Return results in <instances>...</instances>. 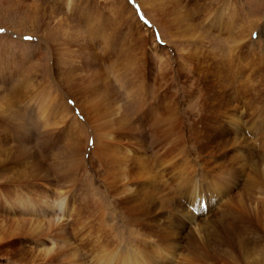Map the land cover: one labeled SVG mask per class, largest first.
Returning <instances> with one entry per match:
<instances>
[{"label": "rangeland", "instance_id": "1", "mask_svg": "<svg viewBox=\"0 0 264 264\" xmlns=\"http://www.w3.org/2000/svg\"><path fill=\"white\" fill-rule=\"evenodd\" d=\"M174 1L164 11L184 18L187 36L154 25L145 0H0V264H264V0ZM143 28L145 55L131 37ZM193 45L201 56L191 61ZM215 58L233 73H206L197 87L192 63ZM213 84L235 97L221 118L199 111V89ZM165 95L176 109L170 128L151 115L162 116ZM90 97L102 104L95 116ZM107 131L130 157L127 179L156 180L173 201L190 196L183 213L180 202L171 206L176 221L158 209L132 216L118 204L122 184L104 179L125 165L94 154ZM253 168L261 181L247 186ZM228 198L240 213L214 217L215 231L206 219ZM235 229L242 233L233 239Z\"/></svg>", "mask_w": 264, "mask_h": 264}, {"label": "bare ground", "instance_id": "2", "mask_svg": "<svg viewBox=\"0 0 264 264\" xmlns=\"http://www.w3.org/2000/svg\"><path fill=\"white\" fill-rule=\"evenodd\" d=\"M217 1H219V0H209V4H214V3H216ZM124 2H125V0H124ZM127 2V1H126ZM145 2L148 4L147 6H148V8L146 9V10H144V11H150L151 12V14H152V16H153V18H155V21H156V23H154V25L156 24V26H159V27H161L162 29H164L165 28V24L166 25H168V26H170L171 28H174L175 29V31H179V33L178 32H176V33H173L174 34V36H176V35H179V34H182V35H184V36H187V32L189 31V30H180L181 28L179 27V25H181V23L183 22V17H180V16H178V17H174V13H176V12H170L171 13V16H173L175 19L174 20H170V21H167V19L168 18H171V16L166 12V11H164V7L165 6H170V5H172V7L171 8H173L174 7V3H176V1H174V0H145ZM117 3V2H116ZM122 5V4H121ZM124 6V5H123ZM130 6V5H129ZM175 8V7H174ZM176 9V8H175ZM120 11H121V13H122V15H123V13H127L128 15H130V12H132V14L134 13V11H133V9L132 8H130V12L127 10V9H125V8H121L120 9ZM146 14H148V13H146ZM178 14V13H177ZM149 15V14H148ZM124 16V15H123ZM176 16V15H175ZM172 17V18H173ZM121 18V17H120ZM221 18H224V19H226V17L224 16V14H223V16L221 17ZM216 19V18H215ZM121 21L123 22L124 21V18H122L121 19ZM126 22V21H125ZM214 20H212V21H210V25H214ZM220 23H222V22H220ZM129 24V23H128ZM134 24H138L135 20H134ZM217 24V23H216ZM126 25H127V23H126ZM139 25V24H138ZM209 25V26H210ZM212 25V26H213ZM129 26H132V24L130 23L129 24ZM183 25H181V27H182ZM223 27L224 26H226L225 24L224 25H222ZM133 31V30H132ZM143 35H141V36H139L138 38H137V36H135V35H131V37H133L135 40H138L139 41V45H140V47H139V45H137V47L139 48V49H142V52H143V55H145L144 54V51H145V45H147L146 44V37H148V35H149V32H147L148 30L146 29V28H143ZM163 31V33H164V31L165 30H162ZM224 31V30H223ZM113 32V31H112ZM170 33V32H169ZM176 34V35H175ZM113 37V36H112ZM130 37V38H131ZM242 37V36H241ZM240 37V38H241ZM137 38V39H136ZM187 38V37H186ZM229 38V37H228ZM232 38V40L234 41V46H235V43L236 44H238L236 41H237V39H236V37L234 36V37H231ZM244 38H247V36H245ZM112 39V38H111ZM132 39V38H131ZM134 40V41H135ZM240 40V39H239ZM127 41V40H126ZM129 41V40H128ZM132 41V40H131ZM246 42L248 43V41H245V49L247 50V45H246ZM127 44V43H126ZM143 47V48H142ZM238 46H235V48L232 50V53H234L235 54V50H236V48H237ZM250 47V46H249ZM199 48H201V47H199ZM241 48V47H240ZM180 50H182L183 51V49L181 48ZM242 50V49H241ZM135 51V50H134ZM186 54H185V57H187V59L189 60V59H191L192 58V56L195 58H200V56L201 55H199V54H201V52L199 51V49L197 50V46H195V45H193V46H190V48L188 47V48H186ZM140 52V51H139ZM184 52V51H183ZM242 52V51H241ZM133 53V52H132ZM122 55H123V53H121ZM138 54V53H137ZM184 54V53H183ZM233 55V54H232ZM203 56V55H202ZM234 56V55H233ZM232 56V57H233ZM135 57H137L136 56V54H135ZM236 57V56H235ZM138 58V57H137ZM141 58H143V57H141ZM195 58V59H196ZM202 58V57H201ZM204 58V57H203ZM124 59H126V58H124ZM139 59H140V57H139ZM146 59V58H145ZM136 60V59H135ZM215 60H216V58H215ZM210 60L208 63H204V62H198V60H196V62H193L192 63V70L194 71V72H196V75L198 76V77H200V78H197V79H194V82L196 83V86L197 87H205L206 86V84H202V83H200V80L202 79V78H206V73L208 74V75H211V76H214L213 78H215V79H217L219 76H218V71L219 70H224V72L225 71H233V69H232V65L231 64H224L223 62H224V60L223 59H221L220 58V60L218 59V60ZM138 61V60H137ZM140 61H143L142 59L140 60ZM191 61H193L192 59H191ZM223 61V62H222ZM144 62V61H143ZM222 62V63H221ZM163 64V63H162ZM141 65V64H140ZM139 67V66H138ZM137 66H136V68H138ZM210 67H213L214 69H216V71H214V72H210L209 71V68ZM235 67V66H234ZM143 68H142V65H141V67L139 68V73H135L136 75H135V77H139L141 74H142V70ZM171 70V69H170ZM137 71V70H136ZM165 71V70H164ZM236 71V70H235ZM161 72V71H160ZM171 72V71H170ZM167 73V72H166ZM169 73V72H168ZM210 73H212V74H210ZM233 73V72H232ZM228 75H229V73H228ZM227 75V77L225 76V83L228 81V79L227 78H230V76H228ZM232 76V75H231ZM186 77V76H185ZM222 77V76H221ZM234 77V76H233ZM235 78V77H234ZM233 78V79H234ZM135 79V78H134ZM138 79V78H137ZM139 79H142V77H140ZM159 79V78H158ZM167 79V78H166ZM230 79H232V77L230 78ZM168 80V79H167ZM205 80V79H204ZM219 80V79H218ZM217 80V81H218ZM235 80V79H234ZM166 81V80H165ZM202 81V80H201ZM213 81V80H212ZM233 81V80H232ZM232 81H230V82H232ZM214 82V81H213ZM216 82V81H215ZM223 82H224V80H223ZM156 83V82H155ZM169 83V82H168ZM217 83V82H216ZM141 84V83H140ZM153 85H155L154 83H153ZM210 85V84H209ZM217 85V84H216ZM215 84H213L211 87H207V90H204L203 88H201V89H199V101H200V113L202 114L204 111H205V113L206 114H209V115H214V116H216V115H219L220 116V118H221V108H222V106L223 105H227V106H229V107H231L232 106V104H233V102H232V100L231 99H234L235 97L234 96H231V95H229V96H223L222 94H221V91H220V85L218 84V86H216ZM227 86V85H226ZM165 87V86H164ZM172 87V86H171ZM224 87V86H223ZM158 88V87H157ZM229 88V87H228ZM163 89V88H162ZM161 89V90H162ZM221 89H223V88H221ZM233 89V88H232ZM198 90V89H197ZM193 91H194V89H193ZM154 93V92H153ZM155 93H156V91H155ZM189 94H190V92H188ZM186 94V93H185ZM91 95V94H90ZM157 95V94H156ZM187 95V94H186ZM88 96V95H87ZM195 96V95H194ZM89 97V96H88ZM94 97V96H93ZM91 98L90 100H87L86 102H87V104H88V111L90 110L91 111V113H90V115H94V113H96V112H94L95 111V109H99L97 106L99 105V106H101L102 104H100L99 102H98V100L97 99H94V98ZM158 97V96H157ZM187 97H188V95H187ZM159 98H161L162 99V101H163V103H165L164 105H166L165 106V108H164V111L162 110L161 112H162V116L165 118V120L163 119V117L162 116H160V115H157V114H153V113H155V112H151V115L153 116V118H156L157 119V121L156 122H158V123H165L166 125H167V127L168 128H170L171 127V125L173 124V118H171L170 117V114H171V112L175 109L174 108V100L170 97V96H166L165 95V97H162V96H159ZM198 99V98H197ZM95 100H97V101H95ZM100 100V99H99ZM104 100V99H103ZM159 100V99H158ZM196 100V99H195ZM235 100V99H234ZM102 101V100H101ZM105 102V101H104ZM161 102V101H160ZM223 103V104H222ZM218 104H220V105H218ZM231 104V105H230ZM234 105V104H233ZM47 106H49L48 105V103H47ZM158 107H160V106H158ZM164 107V106H163ZM163 107L161 106L160 108L161 109H163ZM228 107V108H229ZM43 110V109H42ZM45 110V109H44ZM69 110V109H68ZM67 110V111H68ZM101 110H102V108H101ZM101 110H99V111H101ZM146 110V109H145ZM154 110V109H153ZM176 110V109H175ZM233 110V109H232ZM150 111V109L147 111V112H149ZM45 112V111H44ZM50 112V111H49ZM47 113H48V111H47ZM82 113H84V116L86 117V121H89V114H88V112L87 113H85L84 111H82ZM223 113V112H222ZM97 114H98V112H97ZM100 114V113H99ZM143 114H144V112H143ZM142 114V115H143ZM145 114H147V113H145ZM150 114V113H149ZM177 115H178V113H176ZM101 115V114H100ZM45 116V115H44ZM43 116V117H44ZM47 116H49V115H47ZM46 116V117H47ZM95 116V115H94ZM151 116V117H152ZM101 117V116H100ZM96 118V117H95ZM200 118V117H199ZM217 119V118H216ZM91 120V119H90ZM93 120V119H92ZM95 121V120H94ZM120 122H124V120H120ZM58 124V123H57ZM117 124H120V123H117ZM216 125L217 124H219V121H216V123H215ZM122 125V124H121ZM108 126V125H107ZM118 126V125H117ZM96 127V126H95ZM105 127V126H104ZM122 126H120L119 128H121ZM100 128V127H99ZM128 128V127H127ZM127 128H125V129H127ZM215 128V127H214ZM106 129V128H105ZM124 128H122V130H123ZM53 130V129H52ZM103 130V129H102ZM100 131V130H99ZM106 131V130H105ZM52 132V131H51ZM95 132H96V130H95ZM108 132V131H107ZM112 131H110V132H108V133H104V136H105V141H103V144L100 146L99 145V149H98V151H97V149L95 150V152H94V154L96 153V152H99V153H101V156L103 155V158H106L107 160H109V161H114L115 163H117V162H120L121 163V166L120 167H118V168H115V169H122L123 168V164L125 165V170L124 171H122L121 172V176H116V175H112V176H109V177H107V178H105L104 180H105V182H106V184H107V186L108 187H110V186H112L113 188H115V186L116 185H118V184H122L121 186H120V193H119V197L117 198V201H118V204L122 207V208H127L129 211H130V213L132 214V216H136V217H138V216H143V215H145V214H149V212H153V210L154 209H158L159 211H161L162 213H164V212H167V213H169L170 214V216H171V209L170 208H172L171 206H174V205H176V203H178L179 204V202H180V204L181 205H178L177 206V214H179L180 212L181 213H183L182 211H184V210H186L187 208H189L190 206H191V204H192V202L190 203V196L189 195H186L185 194V197L184 198H181L182 199V201H180V199L179 200H176V201H173L174 199H172L173 198V195H174V193H171V192H169V188L168 189H166L167 187L165 186H163V185H161V184H159L158 182L156 183L155 181L156 180H154V181H146L148 178H145L142 182H139V181H131V180H129V179H127L128 177H129V174H130V171H129V169H128V167H127V164L131 161L130 160V157L126 154V152H125V149H124V147H123V144L121 143V142H118V141H116V140H118L119 139V137H117V138H114V139H110L112 136L111 135H105V134H112L111 133ZM119 132V131H118ZM100 133V132H99ZM96 134V133H95ZM119 134H120V132H119ZM77 135V134H76ZM99 135V134H98ZM124 136V135H123ZM81 138V137H80ZM95 138V140H98L99 139V137H98V139L96 138V137H94ZM94 138H92L93 140H94ZM102 139V138H101ZM127 141H129V140H127ZM46 142V141H45ZM44 143V142H43ZM70 147H71V150L74 152L75 151V153H78V150H79V146H78V140H75V139H72V140H70ZM130 143V142H129ZM125 145L126 144H128V142H126V143H124ZM96 145H98V144H96ZM81 146V145H80ZM131 147V146H130ZM95 148V147H94ZM128 148V147H127ZM108 152H107V151ZM130 150V149H129ZM82 153V152H81ZM92 153V152H91ZM98 154V153H97ZM133 156V155H132ZM112 158V159H110V158ZM121 157H123V160H120V158ZM96 158L98 159V157L96 156ZM132 158H134V157H132ZM137 158V157H136ZM135 158V161L137 160ZM116 159V160H115ZM122 162H123V164H122ZM132 162H133V160H132ZM137 162L138 161H136L135 163L137 164ZM134 163V162H133ZM132 163V164H133ZM131 164V163H130ZM135 165V164H134ZM204 165H206V163L204 164ZM103 166V165H102ZM250 166V165H249ZM105 168V166H103V169ZM30 169V168H29ZM249 169V168H248ZM254 169V168H253ZM26 170V169H25ZM31 170V169H30ZM29 170V171H30ZM33 171H34V169H33ZM250 171V170H249ZM134 172V171H133ZM140 172V171H139ZM249 173V172H248ZM23 174V173H22ZM22 174H21V177H22ZM132 174V173H131ZM247 174V173H246ZM262 174H264V168H263V173ZM123 175V176H122ZM135 175V174H134ZM139 175H142V174H139ZM144 175H145V177H147V176H149L150 174H148V173H144ZM248 175V174H247ZM31 176V175H30ZM155 176V175H154ZM158 176V175H157ZM16 177H18V175L16 176ZM29 177V176H28ZM130 177H131V175H130ZM159 177V176H158ZM248 177H249V182L248 181H246V183L245 184H247V186L249 185V184H251L250 182H252V181H255V183H259L260 181H261V177H262V175L260 176V175H257L256 174V170L254 169V170H252V172H250L249 173V175H248ZM138 179H140V176L139 177H137ZM136 178V179H137ZM13 179H15V178H13ZM22 179H24V176H23V178ZM135 179V178H134ZM150 180H152V178L150 177L149 178ZM264 179V178H263ZM24 180H28L29 181V179H27V178H25ZM35 180H36V178H35ZM203 181V180H202ZM30 182V181H29ZM12 183V182H11ZM263 183H264V181H263ZM164 184V183H163ZM189 184V183H188ZM192 184V183H191ZM167 185V184H166ZM211 185V184H210ZM243 185V184H242ZM168 186V185H167ZM217 186V185H216ZM246 186V185H245ZM123 187V188H122ZM169 187V186H168ZM177 188V187H176ZM187 188H188V186H187ZM195 188V187H194ZM241 188V187H240ZM174 189H175V187H174ZM159 190H162L163 192L164 191H168V193H166V195L164 196V197H162V196H160V192H159ZM194 190V189H193ZM198 190H199V188H198ZM161 191V192H162ZM175 191V190H174ZM173 191V192H174ZM178 192V191H177ZM199 194H201L202 195V190H199ZM176 193V192H175ZM197 193V192H196ZM204 193V192H203ZM178 194V193H177ZM176 194V195H177ZM163 195V194H162ZM183 195V194H182ZM191 195V194H190ZM238 197V196H237ZM192 198H193V196H192ZM195 198V197H194ZM201 198V197H200ZM230 198V197H229ZM228 198V199H229ZM227 200V199H226ZM231 199H229V201H230ZM258 200H259V198H258ZM178 201V202H177ZM183 201H184V204H183ZM192 201H194V200H192ZM199 201L203 204V202H202V200H200L199 199ZM228 200H227V202L228 203H226V202H223V203H219L220 205H221V209H217V210H215L214 211V213H212L211 214V218L209 217V218H207L206 219V224H208V225H211V227L210 228H212L213 230H215V231H217L218 230V225H216L215 223H213L212 222V219L214 218V217H217V218H220V217H222V216H224L225 215V213L226 212H230V213H232V215H238L240 212H239V210L237 211V208L239 209V207H237V208H235L234 206H233V204H234V202H229ZM233 201V200H232ZM242 201V200H241ZM257 201V200H256ZM262 201V198H261V200L258 202V203H260ZM172 202V203H171ZM200 202H198V203H200ZM214 202H216V201H214ZM220 202H222L221 200H220ZM200 203V204H201ZM233 203V204H232ZM215 204H217V203H215ZM219 204H217V205H219ZM237 204V203H236ZM235 204V205H236ZM187 205H188V207H187ZM219 205V206H220ZM240 205V204H239ZM238 205V206H239ZM218 206V207H219ZM255 206V205H254ZM258 207H259V205L256 207H254L255 208V210H257L258 209ZM153 208V209H152ZM234 212V213H233ZM180 213V214H181ZM227 213V214H228ZM176 217V216H175ZM174 216L172 217L171 216V219H172V221L174 220V221H176L177 220V218H175ZM230 217V216H229ZM181 218V217H180ZM183 218V217H182ZM178 219H179V217H178ZM223 220H224V218H223ZM217 221V220H216ZM215 222V221H214ZM175 223V224H174ZM173 224H170L171 225V227H173V226H175L176 224H179V225H181L180 226V228L178 227V229H177V231H181V232H186L188 229H187V225L185 224V223H182V222H174ZM238 223V222H237ZM74 225V224H73ZM75 227V226H74ZM238 227H240V226H238ZM72 229V228H71ZM202 231V230H201ZM218 232H220V230L218 231ZM222 232V231H221ZM241 233H242V231H240V230H237V229H235V230H233V232H232V230H231V234H230V232H229V234L230 235H232L233 236V239H234V237H236V236H238V235H241ZM226 236H228V233L226 234ZM62 253V252H61ZM64 253H62V255H63ZM75 255V254H74ZM66 261V260H65ZM67 263V262H66ZM64 264V263H63ZM75 264H81L80 262H78V263H75Z\"/></svg>", "mask_w": 264, "mask_h": 264}]
</instances>
